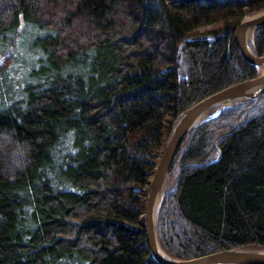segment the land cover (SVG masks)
<instances>
[{
  "label": "trees",
  "instance_id": "16d2710c",
  "mask_svg": "<svg viewBox=\"0 0 264 264\" xmlns=\"http://www.w3.org/2000/svg\"><path fill=\"white\" fill-rule=\"evenodd\" d=\"M261 10L0 0V264H159L140 217L163 142L183 110L259 74L234 31ZM251 46L264 53V24ZM168 178L155 222L168 256L264 249V91L190 130Z\"/></svg>",
  "mask_w": 264,
  "mask_h": 264
},
{
  "label": "water",
  "instance_id": "95a60500",
  "mask_svg": "<svg viewBox=\"0 0 264 264\" xmlns=\"http://www.w3.org/2000/svg\"><path fill=\"white\" fill-rule=\"evenodd\" d=\"M263 24L264 10L243 18L234 31V42L240 54L247 62L259 68V74L212 93L183 110L163 142L160 157L149 180L140 217L148 250L159 264H264V249L247 247L228 248L189 259L172 258L161 249L155 228L157 211L164 195L163 186L182 139L202 122L217 116L223 108L240 99L256 98L264 91V53L257 55L249 41L254 29ZM214 107L215 112L201 120Z\"/></svg>",
  "mask_w": 264,
  "mask_h": 264
},
{
  "label": "rangeland",
  "instance_id": "374dc122",
  "mask_svg": "<svg viewBox=\"0 0 264 264\" xmlns=\"http://www.w3.org/2000/svg\"><path fill=\"white\" fill-rule=\"evenodd\" d=\"M261 11H263V10H261ZM261 11H258V12L253 13V14L245 15L243 18H245V17H247V16H251V15L257 14V13H259V12H261ZM243 18H242V19H243ZM209 27H210V26L202 27V28L199 29V31H202V30L207 29V28H209ZM27 36H28V35H27ZM29 37H30V36H29ZM29 37H28V39H29ZM25 38H26V37L24 36L23 39H25ZM28 39H27V40H28ZM27 40H26V42H27ZM26 42H25V44L23 43V47L26 45ZM23 50H24V49H23ZM21 56L24 57V59H26V55H25V53H22ZM10 72L12 73L11 70H10ZM13 86H14V83L11 84V87H8L7 93H9V92L12 91V87H13ZM6 99H9V97L3 93V95H2V100H0V105H3L4 102L7 101ZM215 110H216L215 107L212 108L211 110H209V111L206 113V115H209V114L215 112ZM171 187H172V180H170V178H168V179L165 180V183H164V186H163V191H164V193H165L166 190L170 189Z\"/></svg>",
  "mask_w": 264,
  "mask_h": 264
},
{
  "label": "bare ground",
  "instance_id": "6f19581e",
  "mask_svg": "<svg viewBox=\"0 0 264 264\" xmlns=\"http://www.w3.org/2000/svg\"><path fill=\"white\" fill-rule=\"evenodd\" d=\"M249 41H250V45H251V39H249ZM206 116H207V115H205L203 118H201V120L204 119ZM201 120H200V121H201Z\"/></svg>",
  "mask_w": 264,
  "mask_h": 264
}]
</instances>
